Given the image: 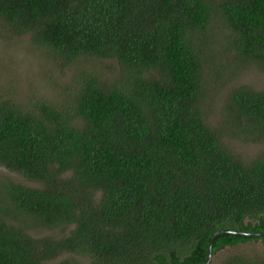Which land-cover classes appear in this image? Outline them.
I'll return each mask as SVG.
<instances>
[{
  "label": "trees",
  "instance_id": "1",
  "mask_svg": "<svg viewBox=\"0 0 264 264\" xmlns=\"http://www.w3.org/2000/svg\"><path fill=\"white\" fill-rule=\"evenodd\" d=\"M215 19L234 66H264V0H0L13 35L74 67L61 103L0 96V165L38 183L0 179V264H85L57 260L65 253L203 264L216 232H264V151L243 160L208 120L204 33ZM103 62L114 79L96 71ZM224 112L232 133L264 143V89L234 88ZM57 226L66 232L32 233ZM256 240L220 235L213 255Z\"/></svg>",
  "mask_w": 264,
  "mask_h": 264
},
{
  "label": "rangeland",
  "instance_id": "2",
  "mask_svg": "<svg viewBox=\"0 0 264 264\" xmlns=\"http://www.w3.org/2000/svg\"><path fill=\"white\" fill-rule=\"evenodd\" d=\"M205 51L213 55L208 67L210 81L206 84V111L209 112V123L218 126L223 133L222 141L226 147L241 156L247 162L255 159L264 151V143L250 142L239 138L226 125L225 103L229 93L236 87L247 85L255 90L264 89V66L257 62L249 63L246 68H238L237 64L225 56V47L229 31L219 19L212 21L205 31ZM217 62V64H216ZM93 64L89 67L94 68ZM234 66V67H233ZM114 64L103 62V67L96 66V71L110 80L115 78L111 71ZM74 74V67L62 68L56 63L48 50L34 45L29 34L13 35L3 23H0V96L10 98L17 103H27L35 97L61 103L68 95L67 89ZM10 178L26 186L37 187L38 183L25 176L0 165V179ZM69 227V225H64ZM63 226L53 228H38L32 231L34 236H55L66 232ZM235 254L264 255V241H248L235 246H227L213 255L209 264H219ZM75 257L85 264L87 259L75 254L65 253L57 260Z\"/></svg>",
  "mask_w": 264,
  "mask_h": 264
},
{
  "label": "water",
  "instance_id": "3",
  "mask_svg": "<svg viewBox=\"0 0 264 264\" xmlns=\"http://www.w3.org/2000/svg\"><path fill=\"white\" fill-rule=\"evenodd\" d=\"M228 233H235V234L241 235V236L264 237V232L258 233V232L236 231V230L218 231L215 234H213V236L211 237V239L208 242L207 259L204 261L203 264H209L211 262V259L213 257V243H214L215 239L220 235H224V234H228Z\"/></svg>",
  "mask_w": 264,
  "mask_h": 264
}]
</instances>
